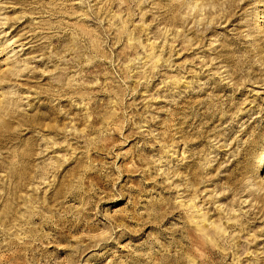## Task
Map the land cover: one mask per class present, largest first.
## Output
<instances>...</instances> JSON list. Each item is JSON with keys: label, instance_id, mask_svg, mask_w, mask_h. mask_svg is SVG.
Returning a JSON list of instances; mask_svg holds the SVG:
<instances>
[{"label": "rangeland", "instance_id": "obj_1", "mask_svg": "<svg viewBox=\"0 0 264 264\" xmlns=\"http://www.w3.org/2000/svg\"><path fill=\"white\" fill-rule=\"evenodd\" d=\"M264 0H0V264H264Z\"/></svg>", "mask_w": 264, "mask_h": 264}, {"label": "bare ground", "instance_id": "obj_2", "mask_svg": "<svg viewBox=\"0 0 264 264\" xmlns=\"http://www.w3.org/2000/svg\"><path fill=\"white\" fill-rule=\"evenodd\" d=\"M263 161H264V159H263ZM260 165H261V166L264 165V162H262Z\"/></svg>", "mask_w": 264, "mask_h": 264}]
</instances>
